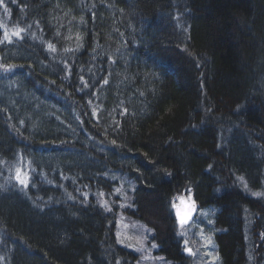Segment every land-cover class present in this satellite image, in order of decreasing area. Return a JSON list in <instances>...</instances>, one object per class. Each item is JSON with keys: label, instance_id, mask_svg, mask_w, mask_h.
I'll use <instances>...</instances> for the list:
<instances>
[{"label": "trees", "instance_id": "obj_1", "mask_svg": "<svg viewBox=\"0 0 264 264\" xmlns=\"http://www.w3.org/2000/svg\"><path fill=\"white\" fill-rule=\"evenodd\" d=\"M264 0H0V264H264ZM187 200V199H186Z\"/></svg>", "mask_w": 264, "mask_h": 264}, {"label": "rangeland", "instance_id": "obj_2", "mask_svg": "<svg viewBox=\"0 0 264 264\" xmlns=\"http://www.w3.org/2000/svg\"><path fill=\"white\" fill-rule=\"evenodd\" d=\"M264 96V81L260 92ZM187 253L192 256L194 264H222L215 243V231L212 228V215L209 211H200L194 223L183 231ZM118 238L122 246L142 255L140 264H170L155 257L154 244L138 224H130L121 219L118 228ZM186 238V239H185ZM191 249V252L188 251Z\"/></svg>", "mask_w": 264, "mask_h": 264}, {"label": "bare ground", "instance_id": "obj_3", "mask_svg": "<svg viewBox=\"0 0 264 264\" xmlns=\"http://www.w3.org/2000/svg\"><path fill=\"white\" fill-rule=\"evenodd\" d=\"M187 199V200H186ZM181 201H184L185 203H181ZM193 204V203H195L196 205H197V208H198V211H197V213H196V217H197V215H198V213L200 212V211H209V212H211V215H212V228H213V230L215 231V236H214V240L216 239V235H217V229H216V227H215V216H216V214H217V210L215 209V207H213L212 205H209V206H205V207H203V206H201L200 204H199V202L198 201H191V199H188V198H184V197H182V199L180 198V199H177L176 201H175V203H174V211H175V218H176V221H177V224H178V227H179V229H180V243H182V245L184 246V251H185V253H186V255L190 258V260H191V263L190 264H194V261H193V258H192V256H190L188 253H187V251H186V249H187V246H185V240H184V236H183V231L185 230V228H188V227H190L193 223H194V221H192L190 224H188V225H186V226H181L180 225V222H179V217H178V215H177V212L179 211L180 213H182L183 212V209H182V207L184 206V205H190V204ZM196 217H195V219H196ZM147 234V233H146ZM148 236V235H147ZM149 238V237H148ZM186 239V238H185ZM216 243V242H215ZM217 245V244H216ZM156 249H157V247H155V251H154V255H155V257H157L158 259H161V260H163L164 262H168V263H170L169 261H167V259H166V256L164 255V254H162L161 253V251L159 250V251H156ZM219 254V253H218ZM220 256V255H219ZM221 258V257H220ZM142 260H143V257H142ZM170 264H172V263H170Z\"/></svg>", "mask_w": 264, "mask_h": 264}, {"label": "snow or ice", "instance_id": "obj_4", "mask_svg": "<svg viewBox=\"0 0 264 264\" xmlns=\"http://www.w3.org/2000/svg\"><path fill=\"white\" fill-rule=\"evenodd\" d=\"M181 203L183 204L185 202L181 201ZM188 207H189V211L186 214H182L179 211L177 212V215L179 217V222L181 225L188 223L192 218V214H193V211L195 209V204L193 203L192 205H190ZM188 251L191 252V249H188Z\"/></svg>", "mask_w": 264, "mask_h": 264}, {"label": "water", "instance_id": "obj_5", "mask_svg": "<svg viewBox=\"0 0 264 264\" xmlns=\"http://www.w3.org/2000/svg\"><path fill=\"white\" fill-rule=\"evenodd\" d=\"M195 204V203H194ZM190 205H192V203L190 204ZM190 205H184L183 207H182V209H183V212H182V214H186V213H188V211H189V207L188 206H190ZM197 211H198V208H197V205L195 204V209H194V211H193V214H192V218H191V220L188 222V223H185V224H183V225H181V226H186V225H188V224H190L192 221H194V219H195V215H196V213H197Z\"/></svg>", "mask_w": 264, "mask_h": 264}]
</instances>
